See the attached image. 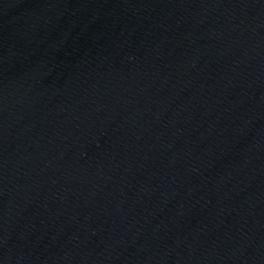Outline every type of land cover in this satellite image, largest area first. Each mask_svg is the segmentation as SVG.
<instances>
[{"label":"water","instance_id":"1","mask_svg":"<svg viewBox=\"0 0 264 264\" xmlns=\"http://www.w3.org/2000/svg\"><path fill=\"white\" fill-rule=\"evenodd\" d=\"M0 264H264V0H0Z\"/></svg>","mask_w":264,"mask_h":264}]
</instances>
